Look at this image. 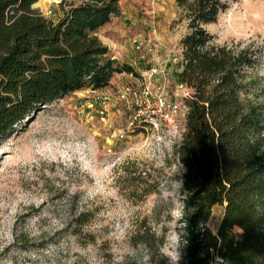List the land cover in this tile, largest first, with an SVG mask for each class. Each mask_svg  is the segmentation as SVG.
<instances>
[{"label": "rangeland", "instance_id": "1", "mask_svg": "<svg viewBox=\"0 0 264 264\" xmlns=\"http://www.w3.org/2000/svg\"><path fill=\"white\" fill-rule=\"evenodd\" d=\"M61 2L35 7L57 18ZM120 4L97 34L138 74L116 73L105 88L68 94L0 143V264H186L183 170L173 150L185 130L189 88L178 73L189 20L176 0ZM206 27L219 44L262 49L264 75V0L231 2ZM124 165L148 170L157 190L129 185ZM82 211L87 221L76 233ZM223 213L224 205L214 207V232ZM144 218L163 238L162 257L129 239Z\"/></svg>", "mask_w": 264, "mask_h": 264}, {"label": "trees", "instance_id": "2", "mask_svg": "<svg viewBox=\"0 0 264 264\" xmlns=\"http://www.w3.org/2000/svg\"><path fill=\"white\" fill-rule=\"evenodd\" d=\"M36 1L0 0V143L56 100L105 88L116 73L138 74L97 34L121 14V0H62L57 18L35 7ZM176 1L189 20L178 73L189 88L185 130L173 150L183 170L186 264H264L262 49L219 44L206 27L240 0ZM119 170L129 185L145 184V194L157 190L148 185V170ZM219 204L224 213L214 232L209 221ZM86 214L75 216L76 233ZM129 239L150 257L163 256V238L145 218Z\"/></svg>", "mask_w": 264, "mask_h": 264}, {"label": "built area", "instance_id": "3", "mask_svg": "<svg viewBox=\"0 0 264 264\" xmlns=\"http://www.w3.org/2000/svg\"><path fill=\"white\" fill-rule=\"evenodd\" d=\"M189 94V92H187V95ZM186 96V95H185ZM160 102H161V104L162 105H164L165 104V100H164V98H162V97H160ZM177 105H175V107H176ZM166 118L168 119V120H172L173 119V111L172 112H168L167 114H166Z\"/></svg>", "mask_w": 264, "mask_h": 264}, {"label": "clouds", "instance_id": "4", "mask_svg": "<svg viewBox=\"0 0 264 264\" xmlns=\"http://www.w3.org/2000/svg\"><path fill=\"white\" fill-rule=\"evenodd\" d=\"M177 185H178V187H181V183L180 182H177Z\"/></svg>", "mask_w": 264, "mask_h": 264}, {"label": "water", "instance_id": "5", "mask_svg": "<svg viewBox=\"0 0 264 264\" xmlns=\"http://www.w3.org/2000/svg\"><path fill=\"white\" fill-rule=\"evenodd\" d=\"M34 6H36V3L34 4Z\"/></svg>", "mask_w": 264, "mask_h": 264}]
</instances>
